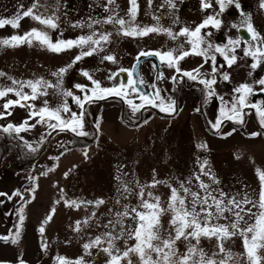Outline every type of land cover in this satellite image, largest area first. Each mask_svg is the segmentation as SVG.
I'll return each mask as SVG.
<instances>
[{
    "label": "rangeland",
    "instance_id": "1",
    "mask_svg": "<svg viewBox=\"0 0 264 264\" xmlns=\"http://www.w3.org/2000/svg\"><path fill=\"white\" fill-rule=\"evenodd\" d=\"M187 1L172 0L175 4L173 8L167 0H151V3L149 0H138L139 10L134 23L141 27L159 26L178 33L190 25L187 22L189 17L183 16L188 12L179 11V8L185 7ZM256 1L258 5L253 12L258 13L257 18L264 23V11L260 8L264 0ZM129 8L130 0H114L112 3L109 0H0V19L19 18L18 28L11 25L0 28V40L23 35L32 29L47 32L53 42L75 40L93 33H111L110 41L101 43L102 51L98 49L93 55L83 57L75 62L77 65L74 68H71L70 63L81 52L89 50L90 45L72 47L58 53L35 41L31 45L25 43L18 47L0 45V72L5 74L0 76V87H16L12 84V79L36 81L42 78L52 84L60 82V88H49L47 96H40L28 103L38 109L45 100L50 106H55L67 99L69 106L79 113L81 110L73 99L62 97L61 93L63 90L71 91L76 85L92 88V82L83 75L85 71L102 86L111 87L115 82L108 79L109 75L118 68L127 66L128 57L137 51L174 49L175 39L166 33H152L143 37L125 36L120 34L118 24L105 22L113 16L129 20ZM30 9L45 17H55L58 27L51 29L32 17L23 16ZM161 13H164L163 19L160 18ZM250 14L251 12L244 11L245 21ZM261 27L264 30L263 24ZM247 34L249 36H244L245 39L250 38L249 32ZM108 55H114L116 62L105 60L104 57ZM99 65L102 66L101 70ZM61 68L67 69L62 77L53 75ZM69 71L74 72L68 75ZM76 72L79 75L72 77L68 82L69 87L66 88V80ZM24 91L30 93L31 90L25 88ZM80 93L82 92L79 90L74 95L79 96ZM232 96L226 102H230ZM9 99L16 97L10 94L0 99V111H3V104ZM134 99L138 100L135 97ZM255 101L259 102L258 99ZM119 103L116 97H112L86 105L89 120L95 127H99L95 139H84L90 144L82 150L70 147L66 149L64 140L67 136L64 131H57L49 138L47 133L53 131L47 125L38 124L29 131L10 133L16 141L6 138L2 127L9 123H22L28 118V108L14 107L10 109L12 115L0 119V143L4 147L0 153V192L12 195L19 190L23 197L13 196L11 200L0 197V237L9 238L0 239V264H20V261L24 264H57V256L72 261L82 257L85 264H106L108 256L101 251L107 247L108 238L105 234L111 232L114 236L119 235L122 231L121 225L125 228L135 227L134 221L118 216L117 213L124 212L126 208L130 210L137 207V192L154 178L166 183L157 184L154 188L145 187L144 191L146 194L150 191L159 196L162 205L167 204L170 196L168 185L179 188L180 182L190 180L191 184L186 186L193 191L202 192L196 176L211 185L215 195L223 191L237 199L247 195L253 201L258 200L261 185L256 170H264V127L257 124L259 120L256 122L249 118L238 129L225 128L224 130L229 129L227 133L231 132V135L225 133L218 137L211 134L204 136L198 117L193 115L187 118L186 111L177 117L153 116L143 123L140 122V125H126L119 114ZM251 133L260 135L252 136ZM91 135L92 133L89 137ZM42 141H45V147L37 157L28 161L11 147L15 142L17 147V142H20L37 148ZM85 150L87 156L84 155ZM205 161L207 165L202 171ZM204 172L210 175H204ZM213 177L218 183L213 182ZM125 186L131 191L126 193ZM33 187L34 194L30 191ZM72 200L93 203H82L76 209L65 204V201ZM98 200H103L104 203L96 206L95 202ZM26 201L30 202L25 204ZM21 206H24L25 217L22 226L19 223ZM53 208L55 214L44 225L45 231L41 235L39 228ZM253 211L257 209L253 208ZM85 219L88 223H81V230L75 231L76 222ZM170 219V213L161 217L163 235H167ZM245 220L249 224L254 222L247 216ZM220 223L226 221L221 220ZM241 226L245 225L242 223ZM17 229L20 230V236L18 242L13 243L11 238ZM96 237H101L102 244L86 251L84 244ZM134 243V240L127 239L115 241L121 250ZM186 243L183 240L178 242L181 253L185 251ZM44 244H47L46 249ZM200 247L209 255L217 251L215 239L202 238ZM225 247L233 253L244 251L239 236L226 241ZM131 258L133 264H138L135 256Z\"/></svg>",
    "mask_w": 264,
    "mask_h": 264
},
{
    "label": "snow or ice",
    "instance_id": "2",
    "mask_svg": "<svg viewBox=\"0 0 264 264\" xmlns=\"http://www.w3.org/2000/svg\"><path fill=\"white\" fill-rule=\"evenodd\" d=\"M110 3L114 0H109ZM171 7H175L172 0H167ZM222 12L225 7V0H217ZM151 3V0H149ZM227 3H233V0H227ZM204 8L212 7L210 0H206ZM264 7V3L261 5ZM239 8V4H236ZM139 5L138 0H130L129 8V20L123 18H116L115 16L109 17L105 22L115 23L120 26V34L132 37L148 36L152 33H166L172 39H177L180 36L186 38V43L190 45L189 49L185 50L183 45L177 48L170 49L168 51H148L140 52L137 57L139 63L140 57L154 56L159 59L162 64H166L167 67L175 69L176 73L181 74L183 77H187L193 81H199L207 89V95L209 98L215 95L214 86L217 84V73L223 81H229L230 76L227 72L221 71L224 67L223 64H217V53L223 58L228 67H231L237 62V49L243 43L242 39L229 38L224 45H213L206 39L211 33H203L202 30L209 26L219 29L221 26V20L216 16L207 17L200 25L194 29L188 27L182 28L178 33H173L171 29H164L159 26H143L136 25L134 23L138 14ZM23 16L32 17L40 24L45 25L48 28L56 29L58 24L56 18L49 16L36 14L34 10L30 9L23 13ZM159 19V18H156ZM246 30L251 34V40L257 41L256 44H249V47L244 50V56L252 57L255 61L251 67L257 68L264 62V36H261L254 29L251 18L246 21ZM5 25H11L13 28L19 27V18L16 20H2L0 19V28ZM96 36L97 38H94ZM111 33L96 34L88 36H80L75 40H57L52 41L47 32L39 29H32L23 35H13L7 39L0 40V45L6 47H18L23 44L31 45L34 41L45 45L49 50L53 52H61L72 47H83L90 45L89 50L81 52L80 55L75 57L73 63L81 60L85 56H91L97 50H103L101 43H108L110 41ZM190 55H196L203 58L204 64L211 63L210 72H201L203 64L193 69L192 71H182L180 68V61L184 60ZM105 60L116 62L114 55H108L104 57ZM71 66V65H70ZM66 68H61L57 73L53 75L62 77L66 72ZM135 67L129 69H119L118 72L109 75V80H116L120 73L127 74V81H120L111 87H104L98 80L88 73L84 72L83 75L87 77L93 87L91 89H85L81 85H76L77 88L84 92L83 97L74 95L70 90H63L62 97H71L75 105L81 110L79 113L74 111L68 104L67 99H63L62 102L55 106H50L48 101L43 102V106L38 109L28 103L29 101H35L40 96H47V89L53 90L60 88V82L52 84L51 82L44 81L42 78L36 81H16L12 79V84L16 87H0V99L8 97L13 94L16 99H9L3 104V111H0V119H5L7 116L12 115L10 109L14 107L28 108V118L25 119L19 125L7 124L2 127V131L5 133H16L29 131L39 125H47V128L52 131H69L75 133L78 136H87L88 132L84 131V120L86 115V105L94 103L96 100L106 99L110 96L121 97L125 99L130 105L132 111L139 112L146 106H152L158 108L164 113L176 112L175 101L168 100L161 96L160 89L152 84L151 87L154 90L152 94H148L141 90L140 85H144L146 82L144 79L135 74ZM5 74L0 72V76ZM163 75L158 74L156 79H162ZM173 81L176 77H172ZM260 86L259 92L254 90L253 85L244 83L234 89L235 96L231 102H225V107L220 109V118L212 124V127L217 131L220 130L223 121H234L238 124H244L243 117L247 114L245 109H253L259 117V123L261 127H264V100L259 102L251 101L249 97L264 94V78L258 79L256 82ZM30 89L29 92H25L24 89ZM135 94L140 103H136L129 97ZM220 100L223 102L224 98L221 96ZM64 114H68L65 116ZM34 120L35 123H30ZM97 127H99L97 125ZM229 132L227 135H231ZM51 135V132L48 133ZM252 136L260 135V133H251ZM27 144V142H25ZM27 147L31 151L35 152L37 149L31 144H27ZM206 147V145H201ZM84 155L87 156L85 150ZM207 161L202 165L201 170L206 167ZM53 169H49L52 171ZM260 181V192L257 201H253L248 198L247 195L241 199H237L236 196H229L223 191L219 192V195H215L214 189H211V185L206 184L201 180L200 176H196L195 179L199 182L198 187L201 191H193L190 185L191 181L180 182L179 188L168 185L170 189V196L166 205L161 204V198L153 195L152 192L144 191V188H154L157 184L166 183L156 180L141 187L137 192L139 204L137 207L126 210L122 213H117L118 216L128 218L135 222V227L125 228L123 225L122 231L119 235L114 236L111 232L106 233L108 238L107 247L101 249L103 253L108 256L106 264H133L132 256L137 258L138 264H264V170H256ZM46 174V173H45ZM67 175V173L65 174ZM204 175H210V173L204 172ZM30 179H36L31 178ZM213 182L218 183L213 177ZM38 187V185L36 186ZM30 191L35 192V187ZM124 191L130 192L131 190L125 186ZM203 193V194H202ZM13 196L22 197L19 190L12 195L8 193L0 192V197H6L11 200ZM147 197V198H146ZM35 198L34 195L32 197ZM30 201H26L28 203ZM59 203V201H57ZM82 203L92 204V201L75 200L65 201L68 207H74L79 209ZM103 200L95 202L96 206L103 204ZM251 205V207H248ZM253 208L257 211H253ZM24 206L19 209V223L22 226L24 222ZM171 214L169 220V230L167 235H163V225L161 223V217L165 214ZM55 214V209H51L50 214L47 216L42 226L39 228L41 235L45 231L44 225L52 220ZM227 214V215H226ZM95 215V213H93ZM250 217L254 220L253 223H248L245 217ZM221 220L226 223H220ZM120 223V221H117ZM81 223L87 224L88 221H77L74 230L79 232L81 230ZM111 224L112 222L109 221ZM242 223L245 225L242 227ZM20 236V230L17 229L15 235L11 238L12 242H18ZM239 236L243 244V253H233L230 249L225 247V242L231 240L233 237ZM216 240L217 251L209 255L202 247H200L201 239ZM0 239H9L8 237H0ZM134 240L135 243L131 246H126L123 250L116 246V240ZM185 241L186 249L183 253L180 252L177 244L179 241ZM193 241L195 243H193ZM101 237H96L89 243L84 244L86 251L93 247H99L102 244ZM47 248V244L43 245ZM219 257V259H217ZM57 264H85L83 258H79L75 261L69 260L65 257L57 256ZM20 264H24L20 261Z\"/></svg>",
    "mask_w": 264,
    "mask_h": 264
},
{
    "label": "flooded vegetation",
    "instance_id": "3",
    "mask_svg": "<svg viewBox=\"0 0 264 264\" xmlns=\"http://www.w3.org/2000/svg\"><path fill=\"white\" fill-rule=\"evenodd\" d=\"M214 1V3H213ZM206 0H188L185 4V7L179 8V11L184 12L187 11V13H184L183 16L189 17L188 26L189 29H194L196 26L200 25L207 17L209 16H217L218 19L221 20V26L219 29H215L211 26H209L206 29L202 30L203 33L210 32L211 35L207 36L206 39L210 41L213 45L220 44L224 45L227 43L228 39H237L240 38L242 41H247L248 43H243L241 46L237 49L236 55H237V62L233 64L231 67H228L226 62L223 60V58L217 53V64L221 65L223 64L224 67L221 69V71L227 72L230 76L229 81H223L220 78L219 73H217V84L214 86L215 88V95L211 98L207 95V89L199 83V81H193L188 79L187 77H183L181 74L176 73L175 69L167 67L166 64H162L157 57L154 56H146V57H140L139 63L137 62V57L139 56V53L144 51H155L153 49H144L137 51L133 56L128 57L129 63L127 66H125L123 69H133L135 67V74L142 77L144 81L146 82L144 85H140V88L142 91L152 94L154 90L152 89L151 85L155 84L157 88L160 89L161 96L165 98V101L168 100H174L175 101V107L176 112L174 113H164L161 112L158 108L152 107V106H146L145 108L141 109L139 112H133L130 105H128L127 101L121 97H116L118 99L119 103V114L124 119V123L126 125H140L141 123L149 120L153 116L157 117H177L178 115L182 114L184 111H186L187 118L190 116L198 117L202 129L204 130V136L206 134H211L213 136H221L223 134H227L229 129L236 128L243 126L246 121H248L249 118L255 120L258 122V115L256 114L255 110L253 109H245L244 111L247 113L243 119L244 124H238L234 121L224 120L221 128L219 131L214 129L212 127V124L216 122L217 119L220 118V109L222 107H225V102L227 101V98H230L231 95L232 100H234V95H237L234 93V89L238 87L241 84L247 83L250 85H253L254 90L256 92H259L260 86L256 84L255 82L258 79L264 78V62L257 68L253 69L251 67L252 63L255 61L252 57L244 56V50H246L249 47V44H256L257 41L251 40V34L249 39L244 38L243 34V28L245 27V19H244V11L247 10L251 12L250 18L251 23L256 30L257 33H259L261 36H264V30L261 27L262 23L261 20L257 18L255 12H253V9L255 6H257L256 0H249L248 3H246V0H233V3H227V0H225V7L224 10L220 11V6L217 0H210L212 7L210 8H204V3ZM239 4V8L236 7V4ZM215 4V7L213 6ZM261 10L264 11V7H260ZM186 14V15H185ZM248 17V18H249ZM160 18H164V13H161ZM234 19H236L234 21ZM179 19L177 18L176 22H178ZM178 46L183 45V48L185 50L189 49L190 45L186 43V38L183 36H180L175 39L173 44L174 48H177ZM203 64V67L201 68V72H210L211 71V63L204 64L203 58L196 55H190L186 57L184 60L180 61V68L182 71H192L195 68L200 67ZM71 68L76 67L77 64L71 62L70 63ZM98 68L101 70L102 66L99 65ZM118 68L115 72H118ZM74 71H69L68 75L72 74ZM114 72V73H115ZM163 75L162 79L157 80L156 77L158 74ZM78 76L79 73L76 72V74H73V76H68V78L65 82V87H69V80L72 79V77ZM176 77V80L173 81L172 77ZM128 79L126 73H120L119 77H117L116 80H113V82L118 83L120 81L126 82ZM84 87V86H83ZM85 89H91L84 87ZM80 89L77 87L71 88L72 92L79 91ZM81 91V90H80ZM83 95L85 94L82 92ZM82 93L79 94V96L83 97ZM134 95V96H133ZM129 97L130 99L136 98V95L133 94ZM224 98V101L222 102L220 100V97ZM115 96H110L106 99H109ZM251 101H255L258 99L259 101L264 100V94L251 96L249 97ZM103 100V99H102ZM98 101V100H97ZM136 103H140L139 100L135 101ZM185 115V116H186ZM141 122V123H140ZM140 123V124H139ZM257 124H260L259 122ZM229 128L228 130H224L225 128ZM261 127V125H260ZM92 130L91 137L87 136H78L75 133L64 131L66 133L67 138L64 140L66 141H81L83 139H95L97 135V127L89 120L88 115H85L84 120V131L89 132ZM58 131V130H57ZM57 131L51 132V135H49V138L54 135ZM49 133V132H48ZM47 133V135H48ZM48 138V139H49Z\"/></svg>",
    "mask_w": 264,
    "mask_h": 264
},
{
    "label": "trees",
    "instance_id": "4",
    "mask_svg": "<svg viewBox=\"0 0 264 264\" xmlns=\"http://www.w3.org/2000/svg\"><path fill=\"white\" fill-rule=\"evenodd\" d=\"M93 131L90 130L88 133L89 135H87L88 137L90 136V134L92 133ZM6 138L8 139H15L16 141V138L13 137V135H11L10 133H5L4 134ZM1 141V140H0ZM90 144L89 141L87 140H81V141H66V144H65V147L66 149H69L70 148H76V149H84L85 147H87L88 145ZM45 145V141H42L38 147L36 148L37 151L33 152L31 151V149H29L27 147V145L25 144H21L20 142H17V147H16V142H15V145L11 146L15 151L17 150V152H19V156L21 155L22 158H24L26 161L28 160H33L35 157H37L40 153V151L42 150L43 147ZM4 149L3 145H1L0 143V153L1 151Z\"/></svg>",
    "mask_w": 264,
    "mask_h": 264
},
{
    "label": "water",
    "instance_id": "5",
    "mask_svg": "<svg viewBox=\"0 0 264 264\" xmlns=\"http://www.w3.org/2000/svg\"><path fill=\"white\" fill-rule=\"evenodd\" d=\"M247 33H248L247 30L243 28V34H244L245 38H247V36H249Z\"/></svg>",
    "mask_w": 264,
    "mask_h": 264
}]
</instances>
